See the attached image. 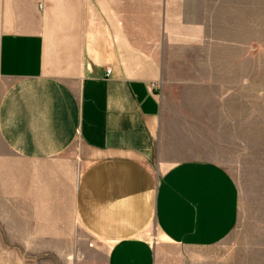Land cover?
Returning a JSON list of instances; mask_svg holds the SVG:
<instances>
[{
    "label": "crops",
    "instance_id": "obj_1",
    "mask_svg": "<svg viewBox=\"0 0 264 264\" xmlns=\"http://www.w3.org/2000/svg\"><path fill=\"white\" fill-rule=\"evenodd\" d=\"M216 4L0 0V200L11 221L24 214L27 244L69 245L76 231L104 264L257 262L231 238L230 174L163 160L166 135L215 133L203 119L236 82L224 56L202 79Z\"/></svg>",
    "mask_w": 264,
    "mask_h": 264
},
{
    "label": "rangeland",
    "instance_id": "obj_2",
    "mask_svg": "<svg viewBox=\"0 0 264 264\" xmlns=\"http://www.w3.org/2000/svg\"><path fill=\"white\" fill-rule=\"evenodd\" d=\"M216 2L210 6L211 12L224 6L226 13L210 14V27L205 31L208 37L203 39L210 47L209 54L203 55L209 56L210 70L205 75L207 70L203 69L202 79L209 76L212 81L213 69L224 56L225 81H236L235 85L226 87L219 118L203 119L215 133L166 135L168 149L163 160H209L230 174L239 194L238 223L231 238L246 253L248 248L257 249L252 252L257 256L255 264H264V0ZM222 45L224 55L215 49ZM193 55L187 54L188 65ZM224 108L226 117H221ZM9 209L8 203H1L0 264H104L103 257L95 254L103 248L91 246V241L76 231L69 245L27 244L33 238H29L31 230L26 229L24 214L18 215V221L14 215L11 221Z\"/></svg>",
    "mask_w": 264,
    "mask_h": 264
},
{
    "label": "built area",
    "instance_id": "obj_3",
    "mask_svg": "<svg viewBox=\"0 0 264 264\" xmlns=\"http://www.w3.org/2000/svg\"><path fill=\"white\" fill-rule=\"evenodd\" d=\"M108 72V71H107Z\"/></svg>",
    "mask_w": 264,
    "mask_h": 264
}]
</instances>
